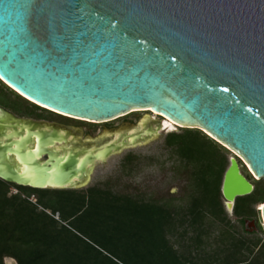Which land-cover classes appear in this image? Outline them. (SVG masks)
<instances>
[{"label": "water", "instance_id": "1", "mask_svg": "<svg viewBox=\"0 0 264 264\" xmlns=\"http://www.w3.org/2000/svg\"><path fill=\"white\" fill-rule=\"evenodd\" d=\"M0 79L80 120L148 110L203 128L264 177V0H0ZM146 117L84 138L55 121L1 119L0 178L82 187L97 163L157 138L162 119ZM253 187L229 156L225 210Z\"/></svg>", "mask_w": 264, "mask_h": 264}, {"label": "trees", "instance_id": "2", "mask_svg": "<svg viewBox=\"0 0 264 264\" xmlns=\"http://www.w3.org/2000/svg\"><path fill=\"white\" fill-rule=\"evenodd\" d=\"M0 102L20 114L41 108L76 119L35 104L1 79ZM163 142L191 165L184 207L116 192L108 184L36 188L0 178V264L5 257L17 264H264V226L256 208L264 201V182L243 168L254 187L236 196L232 213L240 222L253 218L259 230L251 238L236 235L220 191L227 149L190 127L168 131ZM216 222L222 233L227 230L223 263L216 250L204 247Z\"/></svg>", "mask_w": 264, "mask_h": 264}, {"label": "rangeland", "instance_id": "3", "mask_svg": "<svg viewBox=\"0 0 264 264\" xmlns=\"http://www.w3.org/2000/svg\"><path fill=\"white\" fill-rule=\"evenodd\" d=\"M40 111L46 115L57 116L45 109H40ZM137 112L141 111L137 110ZM122 116L107 120V122L119 121ZM63 119L70 120L67 118ZM87 122L91 121H85L83 123L93 127V130L101 127V123ZM92 123L97 125L95 126ZM184 128L176 126L171 130H162L157 138L147 143L125 148L121 152L109 156L105 162H100L95 165L88 184H99L102 186L108 184L116 192L138 194L145 199L156 198L159 201H167L175 208L184 207L188 201V192L191 189V165H184L183 160L178 157L176 152L163 142V138L168 131L174 130L181 132ZM190 128H197L203 133L207 132L203 128ZM215 141L227 149L228 158L229 156L235 158L243 174V168H245L253 176L246 162L237 152L226 144L217 140ZM125 155L132 156L131 160H125ZM253 178L264 182V177L254 176ZM259 206L260 204H257L256 208ZM227 214L237 230L236 235L243 234L249 238L256 236L254 233L245 232L241 222L237 221L232 212L227 211ZM221 227L219 222L212 225L209 234L205 236L206 243L204 247L207 246L205 249L209 251L212 249V252L216 250L217 261L223 263V258L226 253V248L224 247L223 249V245L226 242L223 241V238H226L223 236V233L227 236V230L222 233ZM262 238L264 239V233L262 234ZM4 263L12 264V261L8 257H5Z\"/></svg>", "mask_w": 264, "mask_h": 264}, {"label": "flooded vegetation", "instance_id": "4", "mask_svg": "<svg viewBox=\"0 0 264 264\" xmlns=\"http://www.w3.org/2000/svg\"><path fill=\"white\" fill-rule=\"evenodd\" d=\"M40 109L37 110L38 112L33 113V114H20V113L14 111L12 108H8V107L4 106L0 102V110H1V112H0V120L2 119V121H4V122L6 121L7 122V121H12V120H15V119H19V118H24V119H33V120L55 121V122H59V123H63V124H66V125L73 126L76 129L80 128V130H78V129L76 130L75 134L77 136L79 134V136H81V138H84L87 135L95 136V135H98V134H100V133H102L104 131L113 130V129H116L118 127L129 126L132 123L137 122L147 112L151 115V117L152 116L154 117L150 121H153V120L156 121V119H162L163 120V117L159 113H156V112H153V111H148V110H140L141 112H137V110H135V111H132V112L128 113L127 115L125 114L124 116H122V118L119 121H112V122L101 121V122H96V123H101L100 124L101 127L98 128V129H94L93 130L92 129L93 127L88 126V125L83 123L85 121H78L77 119H71V118H67V117H62L61 118L60 116L46 115V114L42 113L40 111ZM5 111L10 113V116L8 118L6 117ZM63 118H67V119H70V120H65ZM87 123H91V122H87ZM150 123H153V122H148L147 121V125H149ZM92 124H95V123H92ZM125 124H127V125H125ZM96 125L97 124H95V126ZM163 130H165V129H163ZM176 154L178 155L177 152H176ZM178 157L180 158L179 155H178ZM183 162H184V165L187 164V162L185 160H183ZM88 182L82 187H77V189L86 188L87 186L92 185V184H88ZM220 187H221V185H220ZM220 191H221V188H220ZM221 198H222V202H223V194H222V192H221ZM251 219L252 218H244V220L241 222V224H242V227H243L245 232L255 233V232H257L259 230V227H258L257 221L255 220L254 224H253Z\"/></svg>", "mask_w": 264, "mask_h": 264}, {"label": "bare ground", "instance_id": "5", "mask_svg": "<svg viewBox=\"0 0 264 264\" xmlns=\"http://www.w3.org/2000/svg\"><path fill=\"white\" fill-rule=\"evenodd\" d=\"M151 116V115H150ZM154 117L152 116L151 119H153ZM151 119L149 118H145L144 120H142V123H145V122H152L150 121ZM162 123L163 125L165 126L164 129H167V130H171V129H174L176 126H175V122H173L172 120L170 119H167V118H163L162 120ZM261 206V205H260Z\"/></svg>", "mask_w": 264, "mask_h": 264}]
</instances>
